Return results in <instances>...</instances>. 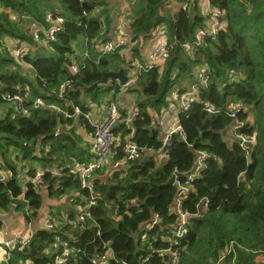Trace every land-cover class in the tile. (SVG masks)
I'll return each mask as SVG.
<instances>
[{
  "label": "trees",
  "instance_id": "obj_1",
  "mask_svg": "<svg viewBox=\"0 0 264 264\" xmlns=\"http://www.w3.org/2000/svg\"><path fill=\"white\" fill-rule=\"evenodd\" d=\"M60 1L66 16L64 29L56 41L45 44L55 54L44 55L32 38L30 25L32 22L48 24L45 15L54 8L50 0H0V105L7 103L4 94L29 87L33 98L43 96L73 111V106L66 103L71 100L87 110L85 98L97 100L106 87L114 88L102 84L95 90L87 89L102 78L103 72L123 67L124 61L117 51L98 62L86 59L77 74L69 70L73 41L83 35L97 39L103 24L93 12L107 6L109 0ZM173 1L132 2V38L147 37L165 25L170 54L163 69L155 67L139 73L136 82L139 89L133 91L138 94L140 113L132 121L133 129L126 128L124 134L134 130L133 140L143 152L166 148V161L158 163L154 156L142 154L141 158L113 170L106 180L95 178L97 203L91 209L93 218L79 223L71 212L67 223L55 225L52 230L37 229L27 248L14 251L15 259L54 264L52 248L62 238L81 249L76 255V264H94L93 255L104 253L107 248L112 252L109 264H173L168 255L158 251L171 246L163 237L169 236L177 221L173 210L177 187L167 181L176 171L182 174L183 181L193 170L196 151L204 150L210 154L206 167L193 181L192 190L183 202L191 217L188 233L180 245L173 247L180 253L176 264H211L233 241V249L221 264H264L258 258L264 256V0H210L213 6L225 11L227 25L214 38L206 37L193 54H188L184 45L195 39L205 19L198 5L190 10L180 7L173 11L168 7ZM6 36L26 42L35 50H28L19 62L4 46ZM23 63L32 65L36 80L23 73ZM203 67L208 71L207 84L198 80L196 68L201 71ZM68 79L73 84L68 87L65 98H61L58 96L60 84ZM184 80L198 84L197 97L187 110L179 111L182 133H174L166 147L159 130L153 126L149 109L160 111L167 107L168 96L175 87H180L182 92L186 90L182 87ZM78 82L84 86H75ZM207 102L217 112L209 113L205 108ZM236 103L247 108L238 113V119L246 122L238 134L256 137L254 146L248 150L238 136L230 133L234 118L229 115V108ZM249 113L253 122L248 121ZM73 120L49 108L34 109L29 116L18 114L14 109L5 116L0 115V167L15 169L17 161L23 160L28 162L34 175L39 164L45 171V185L50 195L65 194L68 188L74 187L89 197L90 192L81 187L79 178L66 166L74 158L80 159L76 136L65 128L55 135L60 125H71ZM125 143L122 138L113 148V156L119 161L125 157ZM43 144L49 148H41ZM64 165L66 168L61 169ZM56 169H61L59 174L55 173ZM27 187L25 191L22 181L16 177L6 182L0 180V214L21 199L28 201L33 209L31 215H36L43 205V194L41 189ZM204 198L209 199V204L203 210ZM155 213L161 221L147 229ZM2 227L0 218V230ZM143 232L147 233L146 241L141 240Z\"/></svg>",
  "mask_w": 264,
  "mask_h": 264
},
{
  "label": "built area",
  "instance_id": "obj_2",
  "mask_svg": "<svg viewBox=\"0 0 264 264\" xmlns=\"http://www.w3.org/2000/svg\"><path fill=\"white\" fill-rule=\"evenodd\" d=\"M123 2L130 4L133 0H122ZM181 8L184 10H190L191 1L196 0H180ZM207 7L204 11V26L200 28L196 32L195 39L193 41L187 42L184 47L188 54H193L194 50L204 44L206 37H215L217 33L224 29L227 25V21L225 19V11L221 8L215 7L211 4L210 0H203ZM101 23L104 24L103 17L100 19ZM46 21L48 23L47 26L40 25L32 28V38L36 44L43 45V43L53 42L57 40V35L63 31L64 24L66 22L65 14L59 10L54 9L50 10L46 14ZM159 32L162 33L163 38L159 40L156 44L155 48L149 53L148 62L141 63H131V74L129 75V79L127 84L132 85L136 82L138 75L141 71H148L152 68H163L166 60L169 57L170 50L168 45V40L165 34V26L158 27ZM115 36L111 39H107L105 41L97 40V39H88L86 36V43L88 47L91 49H96L98 52L108 55L112 54L118 50L123 48H130L134 45V39L132 36L125 30L124 26L117 25L114 29ZM29 44L26 42H20V40L16 43V45L11 49V55L19 62H22L25 56L28 54ZM73 53L70 55H74ZM88 57V55H87ZM86 57V58H87ZM85 59L79 61H72L70 58L69 70L72 74H77L82 66H84ZM208 81V71L206 67L201 69V77L200 82L203 84H207ZM73 84L72 79H68L60 84L58 96L61 98H65V94L67 93L68 87H71ZM198 84L192 86L190 91L182 92L180 87H175L172 90L173 96L179 100L180 108L182 110H187L191 103L196 99L198 93ZM31 89L26 87L24 89H20L19 92L14 94H4L3 98L8 103H12L11 106H7L4 110V116L10 112L12 109L18 114L29 116L31 111L38 108H49L56 110L65 114L67 117H83L86 123L90 126L91 134L93 135V143H92V152L93 159L84 163L75 161L74 167L71 169V173L76 175L79 180L81 187L90 192V196L88 197L86 203L81 206L79 209L77 219L79 223H85L87 220L92 219V211L91 209L97 203V194L94 191V173L104 166L108 158L110 157L114 146L117 142V136L115 133V127L121 118L120 109L115 103L104 104L105 115L103 119H98L95 117V111L92 108H88L87 110H83L79 105H75L71 100L66 102L67 104H71L73 106V111H69L63 106L47 101L43 96H37L34 99H30ZM30 101L29 104H27ZM206 110L209 113L217 112V108H215L210 102L206 103ZM247 111V108L242 103H236L231 108H229V115L234 118L233 123L230 125V133L236 135L240 138V141L243 147L248 150L249 145L246 142L250 141L255 143L256 137L255 135L249 134H238V130L242 128L246 122L238 119V113L242 111ZM140 111L137 107L133 109L131 113V118L127 119V122H130L133 118H136L139 115ZM252 117L249 113L248 121L250 122ZM180 132L182 133V127L178 123L177 126H174L169 132L166 134L164 139V145L167 147L174 133ZM59 134V129L57 128L55 135ZM183 136V135H182ZM44 147V146H42ZM124 153L125 157L121 163H128L129 161L136 160L141 158L143 154V149L132 139L128 140L124 145ZM210 154L204 150H197L195 155V164L193 170L187 174V177L182 181V174L178 171L175 172V180L174 185L177 187V193L175 197V202L173 205V210L177 214V221L174 224L173 228L169 231V236H164L163 240L169 242L171 244L170 247L163 248L158 250L162 255H168L173 264H176L179 261L180 253L175 250L173 247L178 246L181 243V240L185 238L188 233V225L191 214L183 208L184 199L188 196L189 192L192 190L193 181L199 177L201 172L204 170L207 164V160L209 159ZM120 163H116L119 165ZM45 171L37 169L34 175H31L30 169L24 161H17L15 165V169H9L4 171L0 169V180L7 181L12 177L18 178L23 182V189L26 191L28 189V185H31L33 189L39 190L45 185L44 178ZM59 174L58 171L55 172ZM24 197V192L20 196ZM27 201V200H26ZM209 204V199L204 198L201 201V209H205ZM18 207V203L14 202L11 205V209H15ZM30 209L29 203L27 201L26 210ZM161 221L160 215L155 213L151 221L147 225V229L153 228ZM56 222L51 218L43 224L40 229H48L52 230L55 227ZM37 230H32L29 234H21L16 233L11 236L4 237L0 240V264H34L33 261L29 258L15 259L14 251L17 249H24L30 245V242L33 238ZM1 232V231H0ZM147 233L143 232L141 236L142 241H146ZM235 242H231L228 248H225L217 261L212 262L211 264H221L226 257L227 253H229L233 247ZM81 252V249L76 248L69 244L68 241L58 238L54 243L52 248V258L54 260V264H76L75 258L76 255ZM95 255V257H94ZM92 257V262L94 264H109V260L112 258V252L109 248L105 250L104 253L94 254ZM110 257V259H108ZM260 260H264L263 255H259ZM74 259V260H73Z\"/></svg>",
  "mask_w": 264,
  "mask_h": 264
},
{
  "label": "crops",
  "instance_id": "obj_3",
  "mask_svg": "<svg viewBox=\"0 0 264 264\" xmlns=\"http://www.w3.org/2000/svg\"><path fill=\"white\" fill-rule=\"evenodd\" d=\"M118 3L122 4V6L120 7L121 9L119 13L116 11L117 10L116 4ZM195 5H198L199 8H201V6L203 7L202 15L204 16V11L207 7V4L203 0H196L193 2L191 1L190 9L194 7ZM131 7H132V3L130 4V2L126 3V2H123L122 0H109L107 6H101L98 9H96L93 12V15L97 14L99 15V19H101L102 17L104 19L103 28L100 34L98 35L97 40L105 41L107 39L113 38L115 36L114 29L117 25L124 26L125 30L132 36L131 34V22H132L131 9L132 8ZM168 7L172 8V10L175 11L177 8L181 7V1L174 0L172 3L168 5ZM54 9H59L63 12L62 6L60 8L54 7L53 10ZM124 9H128L129 16L121 15V10H124ZM50 10L51 9H49L47 13ZM108 17L111 18L110 23L108 22ZM40 25H43V24H40L39 22H32L30 25L31 26L30 30L32 31L33 27L40 26ZM160 26H165V25H160ZM156 30L158 31L157 34L155 33ZM156 30L153 32L155 33L154 38H151L153 34L152 33L151 35L147 37H143V38H139L138 40H135L134 45L132 47L123 48L117 51L120 53L121 60L123 59L124 61L123 67L121 68H125L128 76L131 74L130 73L131 63H141V64L147 63L148 58H149V53L155 48L159 40L163 38V35L161 32H159V29L157 28ZM165 34L167 37L166 29H165ZM167 40H168V37H167ZM11 41L13 42L15 41V45H16L19 39L6 36L4 38V46L9 49L8 46ZM43 45H45V43H43ZM72 48L75 53L74 55L70 57L72 61L81 62L82 59H85V61L86 59H92L98 62L101 59V57L105 56L104 54L98 52L96 49H91L90 47H88L86 43L85 35L79 36L75 41H73ZM30 49L34 51L35 47L29 46V50ZM22 65H23V73L26 76H29L31 80L33 81L36 80V75L33 71L32 65L28 63H23ZM196 71L199 72L197 68H196ZM141 72H145V71H141ZM198 76H199L198 80L200 81L201 71L199 72ZM136 82L132 85H128L127 83L121 84L119 81H116L115 83H113L112 81H109L106 84V86H109V87L111 86L112 88L114 87L113 89H109L106 87V90L103 92V94H101V96L97 100H93L90 97L85 98L86 103L89 106L88 108H92L95 111V117L98 119L104 118V115H105L104 106H103L104 104L115 103L119 107L121 118L116 125V127L118 128V131L117 130H116L117 132L115 131L117 140H118L116 142V145H118V143L122 141V138H124L127 142L128 140H131V139L133 140V137H134V130L125 136L124 134H125L126 128L133 129L132 124L131 123L129 124V122L126 121L127 119L131 118V113L133 112V109L137 107L140 111V108L137 102L138 94L133 91V90L139 89V87L136 85ZM183 84H182V87H186V90H184V92L185 91L187 92V91H190L192 86L197 83L196 82L190 83L188 82V80L186 81L184 80ZM116 85H118L119 88H117ZM133 87H137V88L132 89ZM30 99H34L32 97V91H31ZM7 106H11V105L6 104L3 107V109H0L1 116H4L3 112ZM180 110L182 109L180 108L179 100H177L173 96L172 91L170 92L168 96V106L167 107L162 108L160 111H157L153 108L149 109V112L153 117V126L157 130H159L160 137L161 139H163V141L165 139L166 134L169 132V130H171L175 126V124L178 123V114ZM250 115L253 120V116L251 113ZM73 119H74L73 120L74 122L71 125L64 126L62 124L58 127L59 134L63 132V128L66 129V132L73 131V135L76 136V140L78 141V148L80 149L79 151L80 159L74 158L71 162H68V165L66 166L69 167L70 169L74 167L75 161L84 162L90 159L92 160L94 156L92 152L93 135L91 134L90 127L88 128V125L84 122L82 118L74 117ZM133 120L134 118L130 122H132ZM40 146L41 145L38 146L37 148L38 150ZM44 147L46 149L49 148V146H44ZM44 147L41 146V148H44ZM113 155H114V152L112 151L110 157L108 158L107 163L101 168H99L94 173V179L97 177H100L101 179L106 180L113 170H115L118 167L120 168L126 165V163H121L119 159H115ZM143 155L144 156H147V155L154 156L155 159L158 161V163H164L161 161V159L165 158V161H166V158H167L166 149H161V150L146 149L144 150ZM118 162L120 164L116 165V163ZM25 163L31 170L28 162L26 161ZM36 166L37 167L35 171L37 169L44 171L41 165L36 164ZM66 166L64 165L60 168L61 169L63 167L66 168ZM0 169H3L4 171H6V170H9L10 168L1 166ZM56 170L58 172L60 171L59 169H56ZM75 177L77 176L75 175ZM47 188H48L47 185H44L40 190L41 193L43 194V205L38 210L36 215H31V214L27 215L26 213H23L24 214L23 216L21 214V211L17 210L18 207L15 209H7L1 212L0 218L3 221V227L0 230L1 231L0 240H2L4 237L11 236L16 233L29 234L32 230L40 229L43 226V224L46 223V221L51 218L54 221L56 220L57 222H59V224H65L69 221L68 216L70 215L71 212H73L72 207L74 206V208H76V214L75 213L74 214L77 216L79 209L81 208V206H83L86 203L88 199V197L86 198L79 189H75L74 187L68 188L65 194H61L58 196L50 195ZM69 203L71 204V209H70ZM54 206H58L61 212L55 209ZM53 213L55 216L53 215ZM52 215L54 217H52Z\"/></svg>",
  "mask_w": 264,
  "mask_h": 264
},
{
  "label": "rangeland",
  "instance_id": "obj_4",
  "mask_svg": "<svg viewBox=\"0 0 264 264\" xmlns=\"http://www.w3.org/2000/svg\"><path fill=\"white\" fill-rule=\"evenodd\" d=\"M50 2H51V5H52V7H58V8H60L61 6H62V3H61V1L60 0H50ZM122 6V4L121 3H118V4H116V8H117V12L119 13L120 12V7ZM201 13H202V9H203V7L201 6ZM129 14V11H128V9H124V10H121V15H124V16H127ZM129 16V15H128ZM156 34L158 33V31L156 30V32H155ZM155 33H153L152 34V36H151V38H154L155 37ZM14 45H15V41L13 42V41H11L10 43H9V50H11L13 47H14ZM40 52L41 53H43L44 55H48V54H55L53 51H52V49H50V45H40ZM200 72V71H199ZM199 72H198V74H199ZM7 103H3V104H1L0 105V109H3V107L6 105ZM8 104H10V105H12V103H8ZM250 122H253V120H251ZM178 124V123H177ZM177 124H175V126H177ZM118 141V140H117ZM117 146V145H116ZM115 146V147H116ZM115 147H114V149H115ZM161 161L162 162H165V158H162L161 159ZM60 172V171H59ZM17 202H18V204H19V207L17 208V210H19V211H21V214L24 216V214L23 213H29V214H32V211H33V209L32 208H30L28 211L26 210V206H27V203L25 202V201H22L21 199H17ZM69 205H70V209H71V204L69 203ZM54 208L55 209H57L58 211H60V208L58 207V206H54ZM72 211L76 214V208H74V206L72 207ZM61 212V211H60ZM53 215H54V213H53ZM52 215V217H54ZM56 221V220H55ZM56 225H58L59 224V222H57L56 221V223H55Z\"/></svg>",
  "mask_w": 264,
  "mask_h": 264
},
{
  "label": "water",
  "instance_id": "obj_5",
  "mask_svg": "<svg viewBox=\"0 0 264 264\" xmlns=\"http://www.w3.org/2000/svg\"><path fill=\"white\" fill-rule=\"evenodd\" d=\"M129 76L126 73L125 68H120L117 71L111 70V71H105L103 72V76L100 80L93 83L91 86H88V90H95L98 86L102 84H107L109 81H119L121 84H126L128 82ZM75 86L83 87L84 85L81 82H78L75 84ZM137 87H133L132 89H136ZM132 124V122H129V124ZM249 146H254L253 142H246ZM166 149V148H165ZM175 180V174L172 175L169 180L167 181L168 184L173 185ZM105 212H108V208H106ZM134 237H136V233L133 234ZM28 254H31V250L28 252ZM95 257V255H94ZM110 259V257H108Z\"/></svg>",
  "mask_w": 264,
  "mask_h": 264
}]
</instances>
